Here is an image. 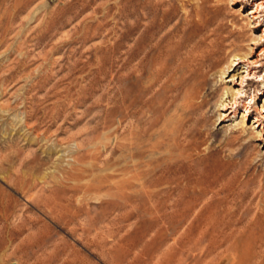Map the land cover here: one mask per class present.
Instances as JSON below:
<instances>
[{
  "label": "rangeland",
  "instance_id": "374dc122",
  "mask_svg": "<svg viewBox=\"0 0 264 264\" xmlns=\"http://www.w3.org/2000/svg\"><path fill=\"white\" fill-rule=\"evenodd\" d=\"M247 1L0 0V264H192L162 205L170 174L183 182L192 163L169 139L180 101L149 124L132 104L134 68L154 50L175 69L171 58L217 15L242 26L241 50L264 64V11L250 27ZM234 68L212 75L194 157L229 181L226 197L242 191L263 207L264 118L251 107L246 119L240 104L219 117L244 75ZM258 71L239 100L253 94L264 110ZM212 244L194 246L197 264H226L229 242Z\"/></svg>",
  "mask_w": 264,
  "mask_h": 264
},
{
  "label": "bare ground",
  "instance_id": "6f19581e",
  "mask_svg": "<svg viewBox=\"0 0 264 264\" xmlns=\"http://www.w3.org/2000/svg\"><path fill=\"white\" fill-rule=\"evenodd\" d=\"M228 1L233 4L241 0ZM249 2L255 6L247 25L257 27L260 13L264 11V0H248L246 3ZM242 35V26L217 15L201 26L192 44L185 42L183 52L171 58L179 61L175 69H170L167 64V55L154 50L143 53L134 68L133 77L139 87L132 104L142 105L146 109L149 124L153 123V116H159L180 101L174 109L177 117L172 124L179 125L178 131L176 136L170 135L169 139L171 145L173 143L179 148L177 155L192 163L183 165L187 175L183 182L175 181L170 174L162 205L167 209V222L182 227L179 237L186 240L184 258L192 264H197L202 258L203 250L194 253V250L199 249H194V246L201 241H206L207 245L228 241L226 264H264V206L252 207L246 204L242 191H235L226 197L230 188L229 181L215 178L216 175L205 164L209 159L207 155L203 158L194 157L199 153V138L204 133L202 125H205V119L200 117L201 111L208 103L207 95L214 92L210 84L213 73L223 74L234 66L241 69L240 73H244L239 76V82H234L239 88H231L227 97L229 100L225 99L220 104L225 110L219 114L220 119L236 114L235 107L239 104L244 107L242 115L246 119L251 107L257 112L255 122L260 123L261 118H264L262 107L254 105L253 94L250 102L239 100L246 95L243 88L250 86L244 82L259 77L258 68L264 65L258 56L250 60L247 58L248 52L241 50L239 43H242ZM263 35L264 30L261 38ZM144 74L147 80L141 84ZM263 80L260 78L258 81ZM169 152L173 154V148ZM216 170L218 175L219 169ZM212 247L209 254L215 250Z\"/></svg>",
  "mask_w": 264,
  "mask_h": 264
}]
</instances>
